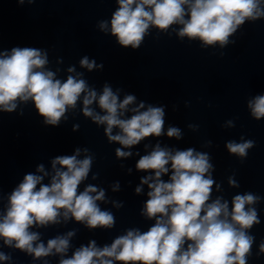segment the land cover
<instances>
[{
    "label": "clouds",
    "instance_id": "clouds-1",
    "mask_svg": "<svg viewBox=\"0 0 264 264\" xmlns=\"http://www.w3.org/2000/svg\"><path fill=\"white\" fill-rule=\"evenodd\" d=\"M15 2L32 4L36 0ZM115 4L110 21L101 20L98 27L115 37L119 46L132 50H138L153 30L174 34L181 41H199L204 49H224L235 43L232 37L246 23L264 21V0H115ZM49 63L46 49L0 50V113L15 112L21 104L31 102L45 125L58 127L79 107L84 117L104 126L109 143L120 145L115 149L118 159L131 157V149L149 137L166 134L183 139L179 127L169 125L165 132L164 106L144 101L137 104L130 93L121 99L123 89L114 90L108 82L98 90L75 65L67 68L66 79L58 78L61 69L51 70ZM79 64L89 72L104 67L87 56ZM246 107L252 119L264 120V94L248 98ZM19 114H24L23 109ZM227 126L235 124L229 120ZM188 127L195 130L198 126ZM78 129L79 125H74V130ZM144 147L151 150L140 155L135 167L148 174L135 192L142 193L147 185L140 214L154 223L146 231L130 227L110 244L99 246L93 239L69 255L78 229L57 234L46 243L42 233L34 230L71 220L89 230L115 228V214L101 203H111L118 210L124 205L109 200L105 189L84 184L95 157L88 148L76 147L73 154L52 158L51 172L39 164L35 172L26 173L6 197L0 185V262L12 264V253L2 250L8 247L42 264H50L48 257H59L58 264H248L256 242L251 229L261 223L257 205L264 197L252 191L238 192L230 200L222 194L214 197V189L222 193L223 187L214 179L215 166L208 152L162 146L160 142ZM225 147L243 162L255 141L241 136L239 141H227ZM98 176L95 173L92 179ZM228 185L240 188L235 173L228 176ZM119 188V182L112 185L113 191ZM261 254L264 238L256 255Z\"/></svg>",
    "mask_w": 264,
    "mask_h": 264
},
{
    "label": "water",
    "instance_id": "water-1",
    "mask_svg": "<svg viewBox=\"0 0 264 264\" xmlns=\"http://www.w3.org/2000/svg\"><path fill=\"white\" fill-rule=\"evenodd\" d=\"M116 7L115 0H36L32 4L0 0V50L46 49L48 67L54 71L61 69L58 78L66 79L67 68L75 65L98 90L108 82L114 90L123 89L121 99L130 93L136 96L137 104L144 101L164 106L165 132L172 125L184 133L181 140L166 134L149 137L131 149V157L118 159L115 149L120 145L109 143L104 126H97L84 117L79 107L75 112L70 111L68 119L58 127L45 125L31 102L21 104L15 112L0 113V185L5 197L26 173L35 172L39 164L51 172L52 158L73 154L80 147L88 148L95 157L92 172L84 184L105 189L109 200L124 205L118 210L111 203H101L102 208L110 209L116 216V226L110 230H89L74 220L34 229L42 233L45 243L57 234L78 229L69 255L90 240L103 246L127 228L146 231L154 223L140 214L147 199V185L143 186L142 193L135 192L141 178L148 174L135 167L140 155L151 150L145 149V144L154 146L160 142L162 146L195 147L208 152L215 166L214 179L223 187L222 193L214 189V197L222 194L230 200L234 194L245 191L264 197V120L252 119L246 107L248 98L264 94V21L246 23L232 37L235 43L224 49L219 46L204 49L199 41H181L174 34L153 30L138 50H132L119 46L115 37L104 34L98 27L101 20L110 21ZM84 56L94 58L97 64L103 63V70L89 72L81 68L79 61ZM21 109L23 115L19 114ZM229 120L235 127L227 126ZM77 124L79 129L74 130ZM189 124L198 127L192 130ZM241 136L255 141V147L243 162L225 147L227 141H239ZM207 141L212 142L211 146L202 147ZM95 173L99 176L93 180ZM233 173L240 188L228 185V176ZM116 182L120 188L113 191L112 185ZM257 208L261 223L251 229L256 242L248 264H264V254L256 255L264 238V199ZM2 250L12 253V264H42L19 250L8 247ZM47 259L50 264H58L59 257Z\"/></svg>",
    "mask_w": 264,
    "mask_h": 264
}]
</instances>
